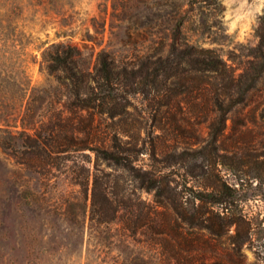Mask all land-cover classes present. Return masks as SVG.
<instances>
[{"label": "rangeland", "instance_id": "374dc122", "mask_svg": "<svg viewBox=\"0 0 264 264\" xmlns=\"http://www.w3.org/2000/svg\"><path fill=\"white\" fill-rule=\"evenodd\" d=\"M175 33L176 50L210 51L204 54L221 69L196 71L195 63L173 58ZM66 46L78 49L72 65L86 72L108 51L120 60L170 53L169 71L179 73L153 88L150 65L125 112L110 118L76 106L64 81L49 71V54ZM11 68L27 71L37 90L36 125L43 134L57 124L65 129L55 134L58 141L70 129L82 132L79 147L50 153L52 166L35 160L21 169L0 148V264L254 261L250 249L240 257L227 237L209 239L158 205L153 192L102 163L97 149L108 148L116 134L135 141L144 152L139 165L167 176L175 190L168 195L183 201L187 216L198 214L193 191L234 184L236 147L245 161L264 153V0H0V69ZM116 197L124 206L110 220L106 199Z\"/></svg>", "mask_w": 264, "mask_h": 264}, {"label": "trees", "instance_id": "16d2710c", "mask_svg": "<svg viewBox=\"0 0 264 264\" xmlns=\"http://www.w3.org/2000/svg\"><path fill=\"white\" fill-rule=\"evenodd\" d=\"M177 39L178 35L175 33L172 42L173 58L175 56L179 58L178 61L195 63L196 71L221 69L217 58L204 54L211 53L210 51H192L189 45H186L188 50H176ZM78 55L79 51L75 47H57L54 53L49 54L51 63L48 69L64 81L76 106L96 110L98 114H107L110 118L125 112V101L140 88L137 78H142L150 65H155V81H151L153 88L166 85L171 76L179 73L169 71L173 62L170 53L166 56L164 53H145L136 60H120L115 54L101 51L92 72L72 65ZM196 55V59H189ZM36 91L27 71L0 69V148L4 153L18 159L21 169L31 168L35 160L40 167L52 166L48 161L50 153L66 152L71 146L79 147L80 144L77 135L82 131L75 128L70 129V136L65 134V141H58L55 136L65 130L62 125L57 124V128L52 127L45 134L39 130L36 124L40 107L36 105ZM122 91L124 94H121ZM151 91L152 89H144L146 93ZM262 118L264 119V107ZM239 151L240 148L236 147L234 153L238 160L234 167V184L224 181L216 183L212 189L193 191L192 199L199 202L198 214L194 216L183 213V201L179 203L168 195L174 189L162 171L152 165H139L144 152L135 141L124 140L116 134L108 148L97 149V158L107 167L125 173L138 189L153 192L158 205L172 208L182 220L185 218L188 224L205 231L209 239L221 241L227 237L235 254L245 258L244 248H248L254 255L251 264H264V153L254 154L250 160L245 161ZM97 185L98 175L95 174L92 188L93 208L96 207ZM107 195L108 193L104 194V198ZM109 203V199H106L109 219L113 220L124 204L117 197L114 203ZM214 207L217 209L214 210ZM207 247L208 241H205L204 256L207 254ZM230 262L241 264V261L235 262L232 259Z\"/></svg>", "mask_w": 264, "mask_h": 264}]
</instances>
